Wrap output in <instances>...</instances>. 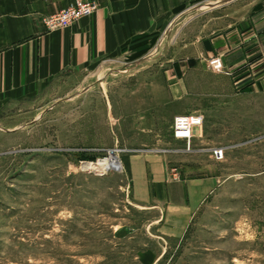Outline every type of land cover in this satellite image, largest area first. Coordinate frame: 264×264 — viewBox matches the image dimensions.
I'll return each mask as SVG.
<instances>
[{
  "label": "rangeland",
  "instance_id": "rangeland-1",
  "mask_svg": "<svg viewBox=\"0 0 264 264\" xmlns=\"http://www.w3.org/2000/svg\"><path fill=\"white\" fill-rule=\"evenodd\" d=\"M208 6L176 19L141 61L83 75L93 85L86 94L62 98L35 119H3L21 127L0 129V264H264V90L235 87L244 98L224 103L230 112L214 118L220 125L209 141L172 135L170 110L200 109L225 73L173 65L197 54L196 30L185 25L194 15L203 25ZM245 142L256 143L246 151L261 176L250 206L246 199L239 208L232 181L212 209L205 200L183 223L165 198L134 202L127 156H165L172 180L174 166L187 161L197 163L186 166L188 176L211 167L236 176ZM212 145H229L223 159L209 156ZM113 152L120 168L95 167Z\"/></svg>",
  "mask_w": 264,
  "mask_h": 264
},
{
  "label": "crops",
  "instance_id": "crops-1",
  "mask_svg": "<svg viewBox=\"0 0 264 264\" xmlns=\"http://www.w3.org/2000/svg\"><path fill=\"white\" fill-rule=\"evenodd\" d=\"M72 1L0 0V129L7 128V117L35 119L62 98L86 94L93 85L85 74L91 76L114 63L141 61L152 53L176 19L204 4L209 9L204 11L207 13L202 27L192 23L198 15L185 25L191 23V30H196L197 54L174 61L173 65L181 69L184 66L180 63L185 61L190 70L205 69L207 57L219 55L225 73L223 78L212 81L211 92L201 99L204 104L195 110L203 114L204 120L203 126L195 129L193 141H209L215 126L220 125L214 118L218 119L219 112H230L224 103L244 96L232 93L235 87L264 90V0H94L98 7L91 15L68 27L47 30L41 16ZM145 85L149 86L148 80ZM252 98L260 99L261 95L253 94ZM235 110L240 114L239 107ZM182 113L185 112L173 109L169 116L173 119ZM18 127L21 124L15 123L7 129ZM254 145H239L236 176L219 175L213 167L204 176H188L186 166L197 163L187 161L174 166L176 179H168L167 161L162 155L127 156L122 164L130 173L136 204L145 205L144 200L153 197L165 198L167 207L172 205L176 211V220L183 223L186 215L192 218L205 200L206 211L212 209L223 197L226 182H237L239 208H246V199L251 205L252 192L261 180L257 170L250 169L257 158L246 151ZM241 194L246 195L240 197Z\"/></svg>",
  "mask_w": 264,
  "mask_h": 264
},
{
  "label": "built area",
  "instance_id": "built-area-1",
  "mask_svg": "<svg viewBox=\"0 0 264 264\" xmlns=\"http://www.w3.org/2000/svg\"><path fill=\"white\" fill-rule=\"evenodd\" d=\"M97 7L98 5L94 0H73L70 4L56 12L42 15L41 21L45 28L49 31L65 28L70 26L75 20L91 15ZM206 66L210 70L217 73L225 70L219 55L208 56L206 59ZM203 120V114L198 111L175 115L172 120L173 137L184 139L188 144L193 135L192 131L194 127L200 126L203 123ZM208 150L210 156L215 160H221L225 155L224 146H210ZM113 153L116 154L115 152ZM90 162L86 161L83 163L86 165V163Z\"/></svg>",
  "mask_w": 264,
  "mask_h": 264
},
{
  "label": "bare ground",
  "instance_id": "bare-ground-1",
  "mask_svg": "<svg viewBox=\"0 0 264 264\" xmlns=\"http://www.w3.org/2000/svg\"><path fill=\"white\" fill-rule=\"evenodd\" d=\"M92 165H93L92 163H89L88 166H92ZM97 166L103 169L105 168L110 169V167L120 168V161L118 160L117 155L113 153L110 154V156H108L107 158L102 159L97 164L95 163V167Z\"/></svg>",
  "mask_w": 264,
  "mask_h": 264
},
{
  "label": "trees",
  "instance_id": "trees-1",
  "mask_svg": "<svg viewBox=\"0 0 264 264\" xmlns=\"http://www.w3.org/2000/svg\"><path fill=\"white\" fill-rule=\"evenodd\" d=\"M241 88H244V87H241Z\"/></svg>",
  "mask_w": 264,
  "mask_h": 264
}]
</instances>
